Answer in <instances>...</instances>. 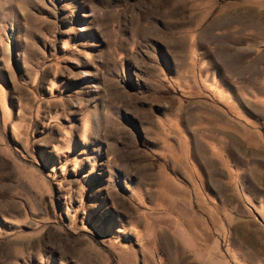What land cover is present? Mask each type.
<instances>
[{
	"label": "rangeland",
	"instance_id": "rangeland-1",
	"mask_svg": "<svg viewBox=\"0 0 264 264\" xmlns=\"http://www.w3.org/2000/svg\"><path fill=\"white\" fill-rule=\"evenodd\" d=\"M0 264H264V0H0Z\"/></svg>",
	"mask_w": 264,
	"mask_h": 264
}]
</instances>
